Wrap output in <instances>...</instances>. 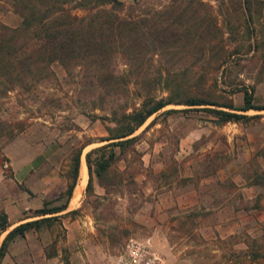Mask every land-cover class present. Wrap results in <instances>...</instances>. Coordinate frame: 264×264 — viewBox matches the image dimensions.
Wrapping results in <instances>:
<instances>
[{"label": "rangeland", "instance_id": "1", "mask_svg": "<svg viewBox=\"0 0 264 264\" xmlns=\"http://www.w3.org/2000/svg\"><path fill=\"white\" fill-rule=\"evenodd\" d=\"M120 1L119 14L170 26L162 50L143 55L138 80L147 90L174 100L198 95L236 105L242 103V84H251L253 103L264 104V15L258 21L247 17L237 0H200L192 21L190 10L169 9L178 0ZM72 11L83 14L86 9ZM0 21H19L1 0ZM173 26L188 29L195 40L191 35L172 40ZM222 31L225 39H220ZM126 60L118 51L106 55L109 68L132 79ZM50 67L53 74L34 88L0 95V128L17 131L11 139H0V209L7 208L10 218L17 188L39 190L45 185L58 194L74 150L91 140L80 153V183L84 152L114 125L98 115L106 113L99 106L106 107L111 99L119 106L134 95L128 90L120 97L122 86L110 95H96L75 82L79 67L75 75L57 62ZM203 106L217 107L169 102L149 115L132 132L136 138L131 143L115 148L106 168L97 174L92 164L88 188L86 169L84 187L72 203V192L67 198L63 194L50 204L67 199L65 209L8 240L0 264H109L129 237L183 264H242L241 251L264 261V109L239 110L246 116L219 122ZM93 112L97 117L89 115ZM25 145L31 158L39 148L38 160L24 178L15 177L11 155ZM9 225L7 229L14 224ZM5 232H0V241Z\"/></svg>", "mask_w": 264, "mask_h": 264}, {"label": "trees", "instance_id": "2", "mask_svg": "<svg viewBox=\"0 0 264 264\" xmlns=\"http://www.w3.org/2000/svg\"><path fill=\"white\" fill-rule=\"evenodd\" d=\"M1 1L7 3L19 16L18 23L14 25L0 21L1 96L8 90L32 89L38 83L48 80L51 73L53 74L50 67L53 62L59 63L69 75H75V68L79 67L77 70L80 72L79 81L75 80V82L90 93L110 95L122 86L124 93L120 97L124 98L128 90L134 91L133 98L128 103L115 106L114 99H111L108 100L106 107L99 106V109L107 114L98 115L102 118L108 117L114 125L107 126V133L97 138L101 141L99 144L84 152L87 169L86 188L90 184L92 164L95 172L100 173L115 158V148H123L131 143L136 138L132 132L166 103L216 105L217 107L203 106V109L212 111L219 122L245 117L246 114L239 110L264 109V104L253 103L251 84L249 86L242 84L240 87L242 103L236 105L230 101L215 102L198 95L189 96L185 100H174L175 98L170 95L157 96L147 90L145 82L138 80L141 77L139 76L141 70L138 69L143 65V55L147 51L162 50L160 45H163L164 38H168L166 31L170 26L164 27L155 21L149 22L137 16L119 14L116 9L123 7V2L120 0ZM198 1L200 0H178L175 5H169V9L182 13L190 10L194 14L192 18L194 21L197 19L195 16L197 9L194 4ZM237 3L242 11H246L249 18L254 16L258 21V16L264 15V0H237ZM74 8H84L86 12L78 14L72 11ZM190 35L188 29L173 26L169 37L174 40ZM194 36V34L190 36L192 42L195 40ZM222 38H226L223 36V31L220 34V39ZM256 38L257 35L254 39ZM189 41L191 40L186 42ZM256 50L257 48L252 49V51ZM116 51L127 59L125 63L129 66V73L134 75L132 79L122 78L112 66L109 68L106 55ZM128 53L132 55L128 56ZM107 74L111 76L109 79L104 77ZM172 109L169 108L168 111ZM89 115L97 117L95 112ZM21 127L22 125L18 129ZM16 133L17 131L9 126L2 127L0 139H11ZM90 141L82 142L70 157L71 165L65 172L67 180L63 190L55 197L44 200L40 207L32 209L30 214L25 215V217L36 215V217L20 221L7 229L9 224L7 215L3 209H0V232L6 229L0 241V256L8 240L17 234H24L30 228H38L42 221L55 217L52 213L65 209L67 199L59 204L50 203L63 194L66 198L70 196L72 187L76 185L81 150ZM256 255L252 253L251 257L254 258Z\"/></svg>", "mask_w": 264, "mask_h": 264}, {"label": "crops", "instance_id": "3", "mask_svg": "<svg viewBox=\"0 0 264 264\" xmlns=\"http://www.w3.org/2000/svg\"><path fill=\"white\" fill-rule=\"evenodd\" d=\"M21 133L18 134L16 137H19L20 135H22ZM38 151H39V148L34 150V153H33L34 156L32 158L30 156L31 152H30L29 145L18 147L15 151L16 154H14V151H13L11 155V164L14 169L15 177L19 176L20 178H24V175L29 171L31 167V162L38 160L35 154V152L38 153ZM37 157L41 158V156H37ZM78 167H79V170L77 169L78 180L77 181L75 180L76 185L74 186V188H72L73 191H71L72 192L71 203L73 202L72 199L75 194V188L80 180L79 178H80L81 168L83 167V160H80V157H79ZM78 172H79V175H78ZM63 176L65 180L63 181L62 184L66 183V180H67V177L65 176V174ZM44 181L47 182L49 180H44ZM55 192L59 193V190H55ZM13 195L14 197L11 199V204H12V210L15 212V214H12V218H10L8 209L5 207L4 209L2 208L7 215V221L10 225L16 224L20 221H23L29 218V217H25V215L29 214L32 209L36 207H40L44 200L51 199L55 197L57 194L49 193L48 188H46L45 185L44 186L41 185L39 190L31 188V187H29L28 190L17 188V191ZM239 254L240 255L238 256V259L244 260L242 264H264V261L258 260L256 258L252 259L250 257V254L245 251H241Z\"/></svg>", "mask_w": 264, "mask_h": 264}, {"label": "built area", "instance_id": "4", "mask_svg": "<svg viewBox=\"0 0 264 264\" xmlns=\"http://www.w3.org/2000/svg\"><path fill=\"white\" fill-rule=\"evenodd\" d=\"M109 264H183L153 249L148 242L129 237L115 252Z\"/></svg>", "mask_w": 264, "mask_h": 264}, {"label": "bare ground", "instance_id": "5", "mask_svg": "<svg viewBox=\"0 0 264 264\" xmlns=\"http://www.w3.org/2000/svg\"><path fill=\"white\" fill-rule=\"evenodd\" d=\"M86 180V169L84 168L83 172H82V179L80 181V183H78V185L76 186V191L74 194V200L77 198V196L79 195L80 191H82V187H84V182Z\"/></svg>", "mask_w": 264, "mask_h": 264}]
</instances>
